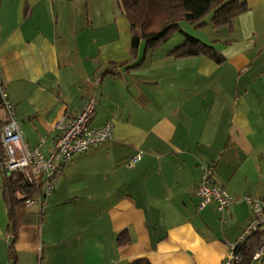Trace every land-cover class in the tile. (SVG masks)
Here are the masks:
<instances>
[{
	"label": "crops",
	"instance_id": "1",
	"mask_svg": "<svg viewBox=\"0 0 264 264\" xmlns=\"http://www.w3.org/2000/svg\"><path fill=\"white\" fill-rule=\"evenodd\" d=\"M241 1L228 32L243 41L208 43L217 64L142 41L132 51L128 23L89 39L91 20L79 26L61 0H1L0 81L27 146L48 154L56 123L91 96L90 128L111 123L112 137L75 155L45 205L14 223L0 192V264L224 261L254 218L242 197L264 205V0ZM200 163L232 198L223 215L197 209ZM250 264H264V249Z\"/></svg>",
	"mask_w": 264,
	"mask_h": 264
},
{
	"label": "built area",
	"instance_id": "2",
	"mask_svg": "<svg viewBox=\"0 0 264 264\" xmlns=\"http://www.w3.org/2000/svg\"><path fill=\"white\" fill-rule=\"evenodd\" d=\"M97 82L95 81V85ZM0 106L5 113L0 136L4 160L0 163V167L5 173H8L7 175L15 171L20 172L29 184H33L39 189L35 198L25 201V208L37 204L43 207L53 193L64 166L75 155L85 153L112 137L111 123H106L100 128H90L96 107V99L91 96L87 98L75 117L56 123L57 138L50 152L44 155L38 148H29L22 138L19 125L15 120V108L10 102L1 81ZM140 159L141 153H138L131 158L128 167L134 166ZM198 168L199 180L195 189L197 209L202 210L210 203H214L217 212L223 215L232 204V198L223 187L212 182L213 164L200 163ZM242 199L251 206L254 218L245 228L237 244L244 242L257 229L264 231V205L259 201H252L246 196ZM236 245L229 248L226 258L221 264H232V262L239 260V256L235 253ZM262 249H264V242H262L253 259L261 257Z\"/></svg>",
	"mask_w": 264,
	"mask_h": 264
},
{
	"label": "trees",
	"instance_id": "3",
	"mask_svg": "<svg viewBox=\"0 0 264 264\" xmlns=\"http://www.w3.org/2000/svg\"><path fill=\"white\" fill-rule=\"evenodd\" d=\"M119 3L122 14L129 24L132 51L141 41L144 43L145 51L154 50L169 40L173 33L181 32L184 40L173 47L167 53L168 56L173 58L203 56L217 64H221L224 58L215 47L183 33L179 24L186 22L194 28H200L205 25L204 17L210 14V24L213 28L225 27L231 30L233 20L246 10V5L241 0H119ZM3 123L0 120V136ZM3 160L4 153L0 145V163ZM38 191V187L29 184L20 172L15 171L5 176L0 192L12 223L25 208V201L35 198ZM122 235L121 233L118 236L119 244L124 241ZM262 242L264 231L257 229L252 232L244 242L236 245L235 253L239 260L232 264H250ZM8 255L13 262L15 257L11 247L8 248ZM132 264L148 263L141 260Z\"/></svg>",
	"mask_w": 264,
	"mask_h": 264
},
{
	"label": "rangeland",
	"instance_id": "4",
	"mask_svg": "<svg viewBox=\"0 0 264 264\" xmlns=\"http://www.w3.org/2000/svg\"><path fill=\"white\" fill-rule=\"evenodd\" d=\"M67 5L68 12L74 14L78 19L79 26H87L86 19L88 18L90 26L80 33V35H87L89 39L96 36L98 32L105 33L111 29H115L117 24L120 23L128 26V22L122 14L120 8L119 0H61ZM89 15V17H88ZM211 15L208 14L204 17L205 25L200 28H194L186 22L179 24L180 30L206 44L221 41L225 42L227 39L238 40L233 45L237 46L242 41L239 38V33L236 32L235 35H230V29L221 27L213 28L210 24ZM83 33V34H82ZM80 37V36H79ZM130 38L129 33H126V38ZM78 39V38H77ZM184 40V35L181 32L173 33L172 36L161 47H176ZM230 42V41H228ZM213 44V43H212ZM233 47V46H232ZM8 173L4 172L3 168L0 167V178L2 179L4 175ZM38 205V204H37Z\"/></svg>",
	"mask_w": 264,
	"mask_h": 264
}]
</instances>
